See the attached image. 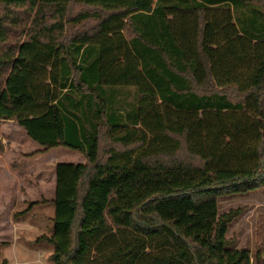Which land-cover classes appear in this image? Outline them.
Returning a JSON list of instances; mask_svg holds the SVG:
<instances>
[{"label":"trees","instance_id":"16d2710c","mask_svg":"<svg viewBox=\"0 0 264 264\" xmlns=\"http://www.w3.org/2000/svg\"><path fill=\"white\" fill-rule=\"evenodd\" d=\"M1 120L85 158L55 167L54 264H264V213L250 250L219 212L264 187V0H0Z\"/></svg>","mask_w":264,"mask_h":264},{"label":"rangeland","instance_id":"374dc122","mask_svg":"<svg viewBox=\"0 0 264 264\" xmlns=\"http://www.w3.org/2000/svg\"><path fill=\"white\" fill-rule=\"evenodd\" d=\"M98 1V0H90ZM112 3H124L130 0H103ZM151 2V0H146ZM0 136L4 145V152L0 155V183L4 189V198L2 202L20 201L25 187L33 185L41 176L44 180L46 197L54 199L55 196V165L59 162L80 163L85 160L83 155L75 150L64 146L55 147L44 151L43 147L31 139L25 129L13 120L0 121ZM3 181V182H2ZM40 193H44L42 187ZM42 197V199H46ZM0 205V211L5 207ZM247 206V210L229 225L228 236L236 237L235 248L245 247L253 250L256 246V221L260 214L264 213V187L249 191L243 194H234L219 199V212L223 213L231 207ZM28 207V206H27ZM26 207L19 205L16 210H23ZM54 214L55 208L52 200L41 205L35 206L30 211L20 215V222L25 229H18L14 238H17L15 244L10 247L5 246V242H0V264H9L11 260L5 256L11 257L13 263L16 261L13 253L15 248L27 244L33 249H41L43 252L42 262H31L30 264H54L50 255L53 246L47 241H38V237L43 234H52L54 232ZM3 224H6L7 213ZM8 232L10 231L7 229ZM17 244V245H16ZM39 254V253H38ZM36 254V256H38Z\"/></svg>","mask_w":264,"mask_h":264},{"label":"crops","instance_id":"0c3cea01","mask_svg":"<svg viewBox=\"0 0 264 264\" xmlns=\"http://www.w3.org/2000/svg\"><path fill=\"white\" fill-rule=\"evenodd\" d=\"M139 3L142 6H154L156 3V0H151V2H146V0H139ZM83 162H85V160ZM54 180H55V189H56V173H55ZM43 181L44 180L42 179V177L39 176L38 180L35 183H33V185L30 184L29 186L25 187V191L22 192V199L19 202L18 201L17 202L13 201V203L6 202V204H4L5 200L4 202H2V199L5 196L4 194L5 191L3 189L2 183H0V205L2 203L3 204L2 206L5 207L4 209H2V212L0 211V242H5L7 244V246H5L4 248L5 250L7 249V247H10V244L11 245L15 244V241L17 240V238H14L13 236H15L17 230L19 228L25 229V226L20 222V216L18 218L14 217V212L16 210V207L19 204L27 208L28 203L33 202V201H40L42 200V197H46V192H45V188L43 185L44 184ZM42 182L43 184H41ZM40 186L42 187V190H44V193L39 192ZM46 199L52 200V199H48L47 197ZM5 211L7 213V217L5 220L6 224H3L4 219H5V216H3V214ZM7 229H9L10 231L8 232ZM40 250L41 249H33L29 247L27 244L23 243L21 247L14 249L13 256L14 258H16V261L14 263L11 257L9 256H5V257L11 260L9 264H30L31 262H34V263L42 262L41 260H42L43 252ZM36 254H38V256H36Z\"/></svg>","mask_w":264,"mask_h":264}]
</instances>
